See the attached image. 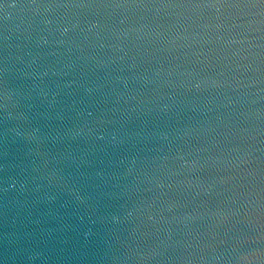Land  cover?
<instances>
[{
	"label": "water",
	"instance_id": "obj_1",
	"mask_svg": "<svg viewBox=\"0 0 264 264\" xmlns=\"http://www.w3.org/2000/svg\"><path fill=\"white\" fill-rule=\"evenodd\" d=\"M0 264H264V0H0Z\"/></svg>",
	"mask_w": 264,
	"mask_h": 264
}]
</instances>
